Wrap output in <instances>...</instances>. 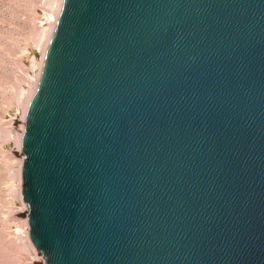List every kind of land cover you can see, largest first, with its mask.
<instances>
[{
  "label": "water",
  "instance_id": "95a60500",
  "mask_svg": "<svg viewBox=\"0 0 264 264\" xmlns=\"http://www.w3.org/2000/svg\"><path fill=\"white\" fill-rule=\"evenodd\" d=\"M28 116L49 264H264V0H65Z\"/></svg>",
  "mask_w": 264,
  "mask_h": 264
},
{
  "label": "rangeland",
  "instance_id": "374dc122",
  "mask_svg": "<svg viewBox=\"0 0 264 264\" xmlns=\"http://www.w3.org/2000/svg\"><path fill=\"white\" fill-rule=\"evenodd\" d=\"M57 2L0 0V264H49L28 230L32 204L25 194L23 133L29 121L24 107L43 76Z\"/></svg>",
  "mask_w": 264,
  "mask_h": 264
},
{
  "label": "bare ground",
  "instance_id": "6f19581e",
  "mask_svg": "<svg viewBox=\"0 0 264 264\" xmlns=\"http://www.w3.org/2000/svg\"><path fill=\"white\" fill-rule=\"evenodd\" d=\"M59 3V7H58V10H57V13H55L54 15L57 17V19H56V21L54 20V25H52V26H50L51 27V31H49L50 32V35H49V39H48V41H47V44H46V50H44L45 51V53L44 54H47L46 52H48V49H49V46H50V44H51V42H52V39H53V37H54V34H55V31H56V29H57V26H58V22H59V19H60V16H61V14H62V9L64 8L63 7V3L65 4V1L64 0H59V2H57V4ZM56 5V4H55ZM61 13V14H60ZM55 18V17H54ZM49 34V33H48ZM47 37H48V35H47ZM44 39V38H43ZM46 43V42H45ZM45 49V48H44ZM42 69V68H41ZM43 70V69H42ZM41 70V71H42ZM40 71V70H39ZM42 75V74H41ZM41 75L38 77L39 78V80H40V78H41ZM38 81V80H37ZM38 83V82H37ZM39 84V83H38ZM34 88H32V89H30V90H33ZM36 90V89H35ZM32 95H31V97H30V99H29V101L27 102V104H26V106L24 107L25 108V113H24V116L26 115V113L29 111V109H28V107H30V105L29 104H31V102H32V100H33V98H34V93L35 92H30ZM29 96V95H28ZM30 100H31V102H30ZM25 105V104H24ZM27 111V112H26ZM26 118V117H25ZM19 127V126H18ZM20 136V135H19ZM20 139V138H19ZM19 139H18V141H19ZM20 144V143H19ZM21 145V144H20ZM19 145V146H20ZM20 148V147H19ZM19 174H20V172H19Z\"/></svg>",
  "mask_w": 264,
  "mask_h": 264
}]
</instances>
